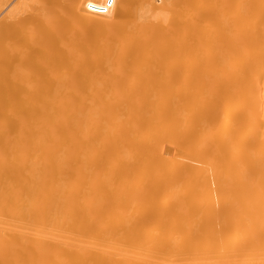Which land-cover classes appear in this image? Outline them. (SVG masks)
I'll return each instance as SVG.
<instances>
[{"label": "bare ground", "instance_id": "obj_1", "mask_svg": "<svg viewBox=\"0 0 264 264\" xmlns=\"http://www.w3.org/2000/svg\"><path fill=\"white\" fill-rule=\"evenodd\" d=\"M104 2L0 0V264H264V0Z\"/></svg>", "mask_w": 264, "mask_h": 264}, {"label": "built area", "instance_id": "obj_2", "mask_svg": "<svg viewBox=\"0 0 264 264\" xmlns=\"http://www.w3.org/2000/svg\"><path fill=\"white\" fill-rule=\"evenodd\" d=\"M112 3H113V0H105V2L101 5H94V4H91L90 5V8L91 7H97L98 8V12L99 13H103L105 14L112 6Z\"/></svg>", "mask_w": 264, "mask_h": 264}, {"label": "rangeland", "instance_id": "obj_3", "mask_svg": "<svg viewBox=\"0 0 264 264\" xmlns=\"http://www.w3.org/2000/svg\"><path fill=\"white\" fill-rule=\"evenodd\" d=\"M1 15H0V17L2 16V13H0ZM190 162V161H189ZM190 163H195V166H199V163L198 164H196V162H190ZM194 165V164H193Z\"/></svg>", "mask_w": 264, "mask_h": 264}]
</instances>
